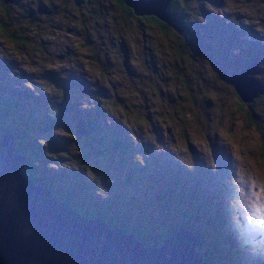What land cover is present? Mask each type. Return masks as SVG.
Listing matches in <instances>:
<instances>
[{"label":"rangeland","instance_id":"rangeland-1","mask_svg":"<svg viewBox=\"0 0 264 264\" xmlns=\"http://www.w3.org/2000/svg\"><path fill=\"white\" fill-rule=\"evenodd\" d=\"M80 1L76 9L67 0L69 10L46 18L47 25L44 17L34 25L15 22L7 9L13 33L27 36L10 43L0 34V98L19 104L9 118L16 132L37 142L42 181L56 183L62 197L83 212L115 214L122 227L149 196L153 202L143 209L150 213L142 225L188 228L202 241V257L213 235L209 222L222 221L220 240L228 230L238 242V259L231 264H264V98L242 101L232 74L252 56L260 55L264 67V0L179 3L180 27L191 33L188 53L181 34L142 29V23L125 18L130 16L117 0ZM14 2L22 11L40 6ZM50 2L55 9L60 4ZM53 72L59 73L58 83ZM79 97L78 119L92 115L96 102L107 108L102 122L98 116L102 131L90 139H73L79 134L72 122H58L68 120L66 100ZM17 138L12 146L24 156ZM67 139L85 154L72 155ZM145 164L148 177L159 170L162 180L142 181L135 166ZM170 179L192 193L173 200L175 192L166 190ZM165 196L168 204L160 205ZM217 212L220 220L212 221Z\"/></svg>","mask_w":264,"mask_h":264},{"label":"water","instance_id":"water-1","mask_svg":"<svg viewBox=\"0 0 264 264\" xmlns=\"http://www.w3.org/2000/svg\"><path fill=\"white\" fill-rule=\"evenodd\" d=\"M170 1L125 0L136 14H155L188 40L181 27L167 20ZM244 74L233 72L241 96L250 89L251 96L261 92L262 85H252ZM83 125L77 122L79 135L87 133ZM14 136H0V264H201L202 241L188 228L146 245L117 223L68 208L50 188L23 176L27 160L13 148Z\"/></svg>","mask_w":264,"mask_h":264},{"label":"trees","instance_id":"trees-1","mask_svg":"<svg viewBox=\"0 0 264 264\" xmlns=\"http://www.w3.org/2000/svg\"><path fill=\"white\" fill-rule=\"evenodd\" d=\"M15 0H0V30L2 33H0L2 36H4L10 43L14 42V41H18L21 42L23 38H25L27 35H24V33H13L15 30V26H14V22H19L22 19H27L29 21H27V25H29V23H32V25L35 24V21H38V18H43L44 19L41 21L43 22L44 25L48 24V20H46V18L49 19L50 16H55L56 13L59 12H67L69 9L68 7V3L67 0H60V4L57 3L56 4V9L51 6V2L50 0H34L35 3L37 5H40L39 7L36 8L35 12L32 11L31 9H28L29 7L26 6L25 11H22L21 8H18L16 5V3L14 2ZM85 2H87L88 0H84ZM121 5H123L126 9L125 11H127V14L130 16H125L126 19H130L132 21L137 20L138 22L142 23V29H146V30H158L160 32H163L165 34L171 35L174 38L180 36V34L167 22H165L164 20H162L160 17L156 16V15H149V14H142V15H138L135 13L134 8L132 6H129L128 4H126L123 0H117ZM187 2V0H173L172 1V6L170 8L169 11H167V20L168 21H173L175 22L179 27L181 25L180 20L178 19V13H177V7L179 3H184ZM82 1L80 0H74L73 4L75 6L76 9L80 8V6L82 5ZM45 4V5H42ZM47 5V6H46ZM116 5H119L118 3ZM12 8V11L15 13V16L13 18V20L8 23L7 20L5 19V16L8 15V10ZM8 9V10H7ZM45 11V12H43ZM104 24V23H103ZM13 26V29H12ZM16 34L20 35V37L18 38L16 36ZM189 35H191V33H188ZM183 37V36H182ZM184 38V37H183ZM181 42H185L184 44V53H188L186 51L187 47H188V41L184 38ZM15 47H17L16 43H15ZM191 55V54H190ZM194 59H196L195 56H193ZM233 72V71H232ZM51 77L55 80V83H58L60 81V77H59V73L53 72ZM100 83V80H99ZM235 88V92L238 93V95L240 96V98H242V96L240 95V93L237 91L236 87ZM36 92V95H40L39 92ZM190 97H196V93H194L192 95V93L190 94ZM1 100H3L4 105L1 106L0 108V116L2 117V122L0 121V136L6 132L8 133H14L18 136V138L15 140L16 146L18 148L19 151H21L24 156L27 159V167H24L21 172L23 173V176L25 177H29L30 179H33L35 182L39 183V184H43L45 185V187L50 188L53 193L54 196L60 200L63 201V203L70 209H73L75 211L78 212H83L80 210L79 206L76 204L74 205L72 202H69L65 197H62V190L59 188V186H56V184H53V182L49 181H42L41 179V174L40 172L37 170V167L39 165V162L35 159V153H36V144L37 142L26 135V133L22 132L20 130V132H16L18 129L16 128V126L14 124H12V121L10 120L11 118V114L14 110H18V108H16L19 104L17 102L11 101V100H7V99H3L0 98ZM97 99H103V96H99ZM65 100V99H64ZM68 101V103H66V109L67 111L70 112L69 116H68V120L65 121H60L58 120L59 124H63V125H67L69 122L70 126H72L75 129V132L77 130V122H82L85 123L86 125H88V131L87 133H83L82 135H74L72 134V138H77L78 136H83V138H92V136L97 133L98 131H102V127L100 128L97 125V121H98V116H99V120L102 122L104 120L107 108L103 106H98L97 102L96 104L93 105V107L97 108V110H91L92 115H90L88 118H84L83 120L78 119L77 116H79L80 110H83L82 107H80V97L78 99L75 100H66ZM61 103V101L59 102ZM62 104V103H61ZM50 108H53V103L50 102L49 104ZM86 109V108H85ZM121 111V110H120ZM124 115V113H123ZM247 115L250 119H253L254 114L253 112L249 111L247 112ZM10 117V118H9ZM102 126V125H101ZM119 138V137H117ZM120 139V138H119ZM68 141V147L71 149V147H73V149L71 150V154L72 155H81V154H85L83 150H81L79 148V146H75L74 147V141L71 139H67ZM117 142H121V140L117 141ZM75 148V150H74ZM264 151V148L262 149ZM63 154L67 153L70 156V152H66V151H61ZM111 166V164H110ZM112 167V166H111ZM135 171H137L138 176L141 178V180L143 181V178L146 179V182L148 185H153L156 184L157 182H159V180L161 178L160 174L161 171L158 170L157 174H159V176H157L156 171L151 173L149 175V177L147 176V173H145V167L146 164L143 166L144 169H142L141 167H137L135 166ZM140 169V170H139ZM156 174V175H155ZM148 180V181H147ZM172 183L168 182V185L170 184L171 187H167V191L169 190H173L175 193L172 194L173 196V200H178L182 195L185 194H189L192 193V190L183 188L180 186V182H176L173 179ZM194 189V187H193ZM168 196H165V198L163 200H161V204L160 205H164L166 206L169 202L168 201ZM149 200H146L148 199ZM145 200H143L146 204L141 203V205L138 207L137 209V213H135V210H132L131 213H133L134 219H132L133 221H131L128 225H123V227L135 232L146 245H157L160 242H162V240L165 238V236L170 233L171 231L175 230L177 228V225L173 224L172 227H168V229L166 231H163V229H157V227H151L150 225H142L141 221L144 220L146 217H148L150 212H145V207H147V203H152L153 200L148 196ZM126 203L129 202V197L127 200H125ZM166 204V205H165ZM151 206V205H150ZM127 211V207L124 208L123 212ZM84 213V212H83ZM109 211H98V212H94V213H89V212H85V215L88 216H101L104 217L110 224L114 225V224H118L119 222L115 220V214H109ZM163 213V212H162ZM159 213L157 212V215ZM160 219V217H157ZM213 219L216 220H220V214L217 212L213 217H212V221ZM222 220V219H221ZM222 222V221H221ZM218 223V224H212L211 222H209V225L207 228L210 229L211 234L213 233V235H211V239L210 242L205 240V252L203 254V262L202 264H231L237 261L238 259V250L237 249V245L238 242L235 238V235L233 233H230L228 230H226L225 232H227V237L225 238V240H220V231H222V228H225L222 224ZM121 224V223H120ZM228 227V226H227ZM148 228L150 230H148ZM225 242V243H224ZM228 248L229 250L225 249ZM240 257L242 258V250H241V255ZM243 259V258H242Z\"/></svg>","mask_w":264,"mask_h":264},{"label":"flooded vegetation","instance_id":"flooded-vegetation-1","mask_svg":"<svg viewBox=\"0 0 264 264\" xmlns=\"http://www.w3.org/2000/svg\"><path fill=\"white\" fill-rule=\"evenodd\" d=\"M45 12V11H43ZM261 56L259 55L258 58H254L253 56L242 61L244 62V65L239 64V66L237 67V70L233 71L236 74L240 75V74H244V77L251 81L252 85H256L257 83H260L262 85V89L261 92H259L257 95H252L251 96V89L247 91V99L246 98H241L242 101H248V102H254L256 103L258 100L264 98V67H262V65L260 64V58ZM264 61V60H263ZM255 62L256 65L249 68L251 63ZM232 72V74H233ZM254 79V80H253ZM235 82H236V78H235ZM259 85V84H258ZM259 87V86H258ZM253 90V87H252ZM245 97V96H244ZM252 173V172H251Z\"/></svg>","mask_w":264,"mask_h":264},{"label":"clouds","instance_id":"clouds-1","mask_svg":"<svg viewBox=\"0 0 264 264\" xmlns=\"http://www.w3.org/2000/svg\"><path fill=\"white\" fill-rule=\"evenodd\" d=\"M188 34V33H187ZM188 36H189V34H188ZM84 125L83 126H85V127H87V129H88V125H86L85 123H83ZM88 131V130H87ZM27 160V159H26ZM24 167H27V163L21 168V170L24 168ZM28 179H30L29 177H27ZM30 180H33V179H30ZM53 184H56V183H53ZM41 185H43V184H41ZM45 186V185H44ZM56 186H58L57 184H56ZM83 213V212H82ZM85 213V212H84Z\"/></svg>","mask_w":264,"mask_h":264},{"label":"bare ground","instance_id":"bare-ground-1","mask_svg":"<svg viewBox=\"0 0 264 264\" xmlns=\"http://www.w3.org/2000/svg\"><path fill=\"white\" fill-rule=\"evenodd\" d=\"M14 134V133H13ZM16 135V134H15ZM48 188V187H47ZM62 201V200H61Z\"/></svg>","mask_w":264,"mask_h":264}]
</instances>
